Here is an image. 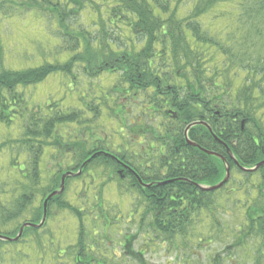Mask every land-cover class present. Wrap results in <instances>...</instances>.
Instances as JSON below:
<instances>
[{
	"label": "trees",
	"instance_id": "trees-1",
	"mask_svg": "<svg viewBox=\"0 0 264 264\" xmlns=\"http://www.w3.org/2000/svg\"><path fill=\"white\" fill-rule=\"evenodd\" d=\"M26 19L55 57L0 63V264H264V0H0Z\"/></svg>",
	"mask_w": 264,
	"mask_h": 264
},
{
	"label": "rangeland",
	"instance_id": "rangeland-1",
	"mask_svg": "<svg viewBox=\"0 0 264 264\" xmlns=\"http://www.w3.org/2000/svg\"><path fill=\"white\" fill-rule=\"evenodd\" d=\"M1 21V20H0ZM7 22V21H6ZM2 25V21L0 22V45L3 48L4 58L0 59V63L8 67L15 66L16 67H31L33 65H29L32 61L31 54H25L24 50L31 51L34 48L36 56L45 59L47 62H53L55 54L51 49L52 43L48 45V47H41L40 50H37V44L46 45L47 34L38 31L39 25L32 21V19H26L22 21H12L7 22ZM41 29V28H40ZM46 32L45 29H41ZM65 57L61 56L58 58V62L64 60ZM21 64V65H19ZM35 65V64H34ZM20 69V68H13ZM53 77V76H52ZM55 84V83H54ZM99 89L101 86L104 87V82H102L101 78L98 80ZM239 82H236L235 85H239ZM64 84H59L56 87L53 86L52 90H55L60 94V98L62 99V103H66L68 99V93L64 90ZM105 88V87H104ZM36 95V91L34 96ZM41 96H38L37 99H42L44 95V90ZM156 244V243H155ZM175 251L161 249L149 250L146 254V259L149 264H212V259L216 254L220 255L222 261L220 264H243V252L237 255H228L224 253V245H221L217 242H212L211 245L205 250L198 251L195 249L193 251V256H187L188 253L185 252V256H181L177 261H173Z\"/></svg>",
	"mask_w": 264,
	"mask_h": 264
},
{
	"label": "water",
	"instance_id": "water-1",
	"mask_svg": "<svg viewBox=\"0 0 264 264\" xmlns=\"http://www.w3.org/2000/svg\"><path fill=\"white\" fill-rule=\"evenodd\" d=\"M191 125L193 126L194 124H191ZM185 133H187V130L185 131ZM262 165H264V162H261V163L257 164L253 169L248 170V171H255V170H257ZM245 171H247V170H245ZM67 175H69V174H67ZM228 178H229V172H228V169H226L225 177H224V179L220 183H218L217 185L212 186V187H201V189L202 190H205V191H216V190L220 189L226 183V181L228 180ZM62 190H63V180L60 183L59 190L58 191H55V192H52L46 198V200H45V202L43 204V215H42V218H41V221H40L39 225L35 226V225H32V224H28V223L27 224H23L21 226L20 230H19V233H18L17 237L13 241L17 240L20 237V235L22 233V230L24 228H26V227H33V228L36 227V228H38V227H41L43 225V223L45 221V216H46V204H47V201L50 200L52 197L59 195L62 192ZM0 240H3V241H11V239H8V238H5V237H1V236H0Z\"/></svg>",
	"mask_w": 264,
	"mask_h": 264
}]
</instances>
